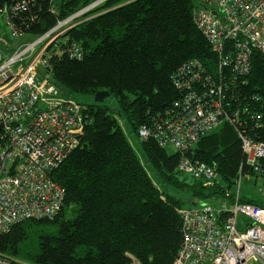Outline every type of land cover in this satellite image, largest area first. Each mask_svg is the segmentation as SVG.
<instances>
[{
	"label": "trees",
	"instance_id": "16d2710c",
	"mask_svg": "<svg viewBox=\"0 0 264 264\" xmlns=\"http://www.w3.org/2000/svg\"><path fill=\"white\" fill-rule=\"evenodd\" d=\"M90 1L64 0L60 14ZM122 1L111 0L105 7ZM7 2L11 9L16 0ZM196 7V0H132L69 33L81 44L84 56L52 58L53 83L67 99L106 91L116 102L117 115L104 105L81 104L86 109L81 142L52 173L65 189L63 206L52 220L19 222L0 235V253L11 264H28L20 255L34 236L35 251L27 254L32 264H172L182 240L177 210L184 202L161 187L190 191L191 203L225 198L224 192L234 189L240 166L245 165L238 135L259 140L264 138L263 129L224 123L185 154L217 167L220 181L213 187L196 180L186 183L177 170L180 153L137 136L141 126L150 125L182 97L172 80L181 66L196 60L216 64L215 54L193 23ZM14 21L35 36L51 29L57 19L48 11V0H27ZM223 76L232 108L254 107L255 98H264L260 54L252 56L247 76L235 83L225 71ZM120 118L137 137L139 150L129 141ZM240 202L264 207V197L260 202L240 197ZM45 226H54L55 231L37 230Z\"/></svg>",
	"mask_w": 264,
	"mask_h": 264
},
{
	"label": "built area",
	"instance_id": "2783aa9c",
	"mask_svg": "<svg viewBox=\"0 0 264 264\" xmlns=\"http://www.w3.org/2000/svg\"><path fill=\"white\" fill-rule=\"evenodd\" d=\"M7 1L3 0L0 13L5 14L8 35L29 40L9 50L7 41L0 38V235L19 222L52 220L63 206L65 189L52 179V173L81 142L86 109L61 95L53 83L51 59L61 55L82 59L83 48L69 33L132 0L112 8L105 7L111 0H91L63 16L64 0H48V11L57 21L35 36L14 21L27 0H16L11 9ZM196 3L193 23L215 54L216 64L196 60L181 66L172 80L182 97L150 125L141 126L137 136L154 140L160 148L172 147L181 154L177 170L182 175L213 187L220 181L217 167L185 154L224 123L253 124L264 131V98H255L254 107L232 108L223 87V71L235 83L249 74L255 53L264 58V0ZM238 136L245 165L234 180L232 202L225 191L219 207L203 203L177 210L182 240L172 264H264V207L240 202L244 177L253 179L264 197V138ZM0 264L11 262L0 253Z\"/></svg>",
	"mask_w": 264,
	"mask_h": 264
},
{
	"label": "rangeland",
	"instance_id": "374dc122",
	"mask_svg": "<svg viewBox=\"0 0 264 264\" xmlns=\"http://www.w3.org/2000/svg\"><path fill=\"white\" fill-rule=\"evenodd\" d=\"M0 38H3L7 41L8 45H9V47H7V48L9 50L14 49L20 43L29 40L28 37H25L23 39H11L10 38V36L8 35V29H7V26L5 23V14H3V13H0ZM2 48H3V46L0 43V50ZM4 59H5V57H4ZM73 99L76 100L78 103L84 104V105L100 104V105H104V106L109 107L113 111L116 108V102H115L114 98H112V97L111 98L107 97L106 99H104L103 102H100V103H97L94 101V96L87 95V94H75V95H73ZM114 113L117 115V113L115 111H114ZM120 121H122L124 123L125 128L127 129L126 135L129 139V141L132 143V145L136 149L139 150L140 144H139L137 137L133 134L131 128H129L127 126L124 119L120 118ZM166 149L170 153L175 151L172 147H167ZM141 163L144 164L142 161H141ZM180 178L184 179V181L188 184L192 183V181L194 180L188 174H183V175H181ZM161 189L165 190L172 197L184 202V204L182 206L183 209L194 208V207H196L200 204H203V203L211 204L215 207H219L220 206V200L223 199L222 197H220V198L215 199L214 201L203 200L201 202H197L196 204H193L189 201L190 195H191L190 191H183V190H179V189H176L173 187H169L167 189L161 187ZM232 193H236L235 187L230 192V194H232ZM240 197L241 198L255 199L259 202L263 200V197L260 194V189H259L258 185L255 184V181L253 179L252 180L246 179L245 177L242 179L241 188H240ZM39 229L44 230V231H48V232H54L55 231L54 226H45L42 228L37 227V230H39ZM34 237L31 240H29L28 243L23 245L22 254L20 255V257L22 259H24L28 264H32V263H30V259L27 257V254H32L35 251V238Z\"/></svg>",
	"mask_w": 264,
	"mask_h": 264
},
{
	"label": "water",
	"instance_id": "95a60500",
	"mask_svg": "<svg viewBox=\"0 0 264 264\" xmlns=\"http://www.w3.org/2000/svg\"><path fill=\"white\" fill-rule=\"evenodd\" d=\"M107 97H109V93L106 91H101L95 94L94 96V101L97 103L103 102L104 99H106ZM1 128V126H0Z\"/></svg>",
	"mask_w": 264,
	"mask_h": 264
}]
</instances>
